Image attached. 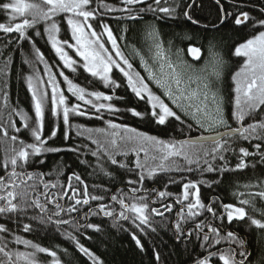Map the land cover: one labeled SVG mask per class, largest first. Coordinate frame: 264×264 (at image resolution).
Masks as SVG:
<instances>
[{"label": "trees", "instance_id": "1", "mask_svg": "<svg viewBox=\"0 0 264 264\" xmlns=\"http://www.w3.org/2000/svg\"><path fill=\"white\" fill-rule=\"evenodd\" d=\"M232 2H223L225 12L228 8L233 9V16L228 17L221 24L220 6L212 0H161L160 7H172L176 11L167 16L160 12L144 11L140 12L141 8H146L147 4L156 5L153 1L139 6L138 12L142 16L141 19H129L128 12L125 11H107L101 5H109L117 9H123L124 4L121 0H93L91 8L97 9L95 19H90L89 23L97 33L103 32V25H107L117 37L121 51L125 58L133 65V69L145 77L147 83L152 90L161 95L165 102L173 107L175 111L182 116L185 121L181 124L179 121L169 119L165 125H159L150 115V105L145 101L140 100L127 87L126 78L118 69H113L110 76L119 85V88L113 90L109 86H105L99 77H93L83 68L82 58L76 54L75 48L65 47V51L77 63L73 65L76 71L64 66L55 50L48 40L47 33L44 32V23L37 25L35 29H28L25 33L27 39H20L18 33L5 34L0 30V113L4 114V121L7 120V114L12 109L23 110L27 113L30 125H34L35 113L31 92L28 90L27 77L35 75L44 81V87L47 85L48 73L51 72L56 76L59 87L62 89L66 103L69 107L75 104H80V110L86 115L80 116L70 114L69 124L65 125L62 118V108L59 115H53L51 112V89L47 88L49 100L46 104L45 124L42 133V139L47 140V147L60 148L59 152H45L38 156H33L26 166L28 172L43 173V181L46 183L56 184L57 187L44 189L43 184H39L34 193V196L45 205V211L40 208L29 207L26 212L13 215L11 219L0 215V224H4L9 231L0 233V237L8 243L9 249L20 251H31L26 249L23 244H15V236H20L23 239L32 241L42 247L48 248L57 253L61 264H92V262L75 247V243L67 238V233L75 235L80 243L89 248L103 264H195L197 259H203L208 255L209 251H215L217 248L228 247L226 242L216 245L211 249L201 248V239L196 238V223L204 221L205 224L212 223L213 226H218L220 220H213L211 213L202 212L198 217H194L187 222L180 220L178 213L183 207L184 213H187L185 205L178 203V198L183 199V184L188 181L200 182L218 181L212 183L211 187L206 183H199L201 199L205 204H208L213 197H219L216 205L218 213L223 212L219 207L220 203H232L240 206L237 196L234 193H258L264 191V162H261L260 156L253 155L246 157L245 160L249 165L243 170H232L221 172H201L195 165H192L193 171L188 172L186 162L182 158H176V164L181 170L175 168L171 171L157 172L154 176L149 177L147 170H144L145 179L140 182V169L135 167V161L139 158L145 160V153L139 152V157L135 152L130 151L132 145L127 149H123L128 154H116L115 158L124 163L127 167H120L119 164L113 165L109 159L108 153L104 152L103 148L98 149L97 144L93 143L94 139L100 140L102 143L108 139L103 135L95 132V129H108V122L134 128L138 132L147 133L150 136H155L164 141H180L188 137H195L203 134L205 131L199 129L198 126L190 118L186 117L178 109H176L169 100L155 87L146 77L139 62L128 51L125 44L141 47L145 37L146 27L151 24L158 30L161 39L168 43L172 41L175 45L187 48L189 45H197L206 49L208 46H213L225 61L223 76L221 81V92L225 99V115L229 118V122L233 127H237V123L231 119V113L234 109L235 98V82L232 76L239 71L243 64L241 57L234 56V48L246 39L251 38L259 31H264V28H252V23L264 19V14L258 11L257 7L264 10V0H231ZM10 2V0H0V3ZM26 2L40 3V0H26ZM131 7V15L136 13L137 5L126 6ZM10 12V10H9ZM187 12L192 20L198 23L193 24L184 13ZM241 12H247L250 21L241 26L234 24L235 16ZM10 17L8 12L0 10V23H9ZM13 23L21 22L17 18ZM56 22L60 28L57 38L61 41L67 40L74 44L71 38V28L67 24V18L61 14L56 18ZM215 26V27H214ZM39 31L41 35H36ZM147 31V30H146ZM105 42V47L110 52L114 53L111 43L107 41L106 33L102 37ZM36 49H39L44 55V60L39 61L35 55ZM118 59V58H117ZM7 65V67H5ZM47 65V68L45 67ZM63 72L64 75H60ZM64 76H67L74 84L85 88L86 92L99 91L105 95H111V101H95V103H111L118 111H109L101 109L97 112L91 104H85L79 101L71 92L68 91V85L64 81ZM7 95V107L5 106L4 95ZM130 109H134L142 113V116H135ZM264 118V106L258 110V114L254 117H246L245 126L253 123L255 120ZM20 131L17 133L13 128L7 127L9 137L17 135L19 139L27 143L33 142V138L27 129L23 128V122L20 117L14 112L11 117ZM188 123L192 124V128H188ZM53 130H56V136L51 137ZM88 130H93L91 133ZM4 128H0V176L6 177V172H10L11 168L5 169L4 148L10 146V141L3 136ZM111 131V129H109ZM120 131L124 135L123 130ZM67 135V139H65ZM7 141V142H6ZM261 143L260 151H264V141H243L236 140L233 147L236 149V154L231 152L226 154L227 166L229 169H235L239 162V148H247L250 152L256 153L255 143ZM205 147H212L210 143H205ZM149 150V156L155 154L151 150L150 145H145ZM123 148V146H122ZM71 149H76L72 151ZM114 153L119 150H113ZM97 152V156L92 153ZM209 159H211L209 157ZM43 161V163H41ZM159 163V160H148V164L154 166ZM217 166L223 164L222 161H214ZM203 166V162L201 161ZM254 165V167H253ZM75 173L81 177L83 184L76 181L74 178L71 183L78 191L73 194L69 189V177ZM134 181L135 183H129ZM172 181H175L174 183ZM29 184L32 181H28ZM87 185L88 196H84V185ZM251 185V187H245ZM136 188L139 191L136 196H145L146 202L149 205L150 227L144 226V230L136 228L132 220H123L119 218V213L122 211L119 200L123 199L126 204L135 202L131 199L132 189ZM67 191L68 195L63 193ZM164 191L170 193L163 198L158 196V192ZM48 192L51 202L41 193ZM91 196L102 197V199L92 200ZM116 196L117 200L112 197ZM89 199L88 204L75 205L77 211L70 212L69 209L75 204V199ZM252 199V197H244ZM59 203L60 208L56 207ZM255 208L245 206L246 211L250 216L264 221V199L255 197ZM106 206L107 210L114 213L113 216H105L100 211V205ZM171 206L169 212L164 206ZM156 208L163 212V216L151 214V209ZM62 209V210H61ZM59 212V215L54 213ZM132 216V213H127ZM51 217L49 221L47 218ZM40 217H44L45 222H40ZM67 220L68 224L57 225L55 221ZM180 220L181 226L184 228V235L177 239L175 224ZM139 223V221H137ZM24 224L31 226V231H24ZM88 224L98 225L99 231L93 228L86 227ZM155 229L153 231L152 229ZM192 232L191 236L188 232ZM208 228L204 227V232ZM224 231H233L246 242V251L249 253L246 264H264V230H259L255 226H249L247 217L245 221H233L228 224L226 217L224 220ZM133 234L140 239L143 245V250L137 246L135 240L132 239ZM235 247V245H233ZM157 254L159 260L156 259ZM40 264H51L52 258L46 254H38ZM211 264H222L218 257H213Z\"/></svg>", "mask_w": 264, "mask_h": 264}, {"label": "snow or ice", "instance_id": "2", "mask_svg": "<svg viewBox=\"0 0 264 264\" xmlns=\"http://www.w3.org/2000/svg\"><path fill=\"white\" fill-rule=\"evenodd\" d=\"M92 2L93 0H40V3H34L26 2V0H10V2L0 3V10L8 12L10 17L9 23H0V30L5 34L18 33L20 39H27L28 37L25 35L26 31L28 29H35L37 25L43 22L44 32L47 33L52 48L60 60L63 61L65 67L71 68L73 72L76 71L73 65L77 62L65 51V47L75 48L76 54L82 58L84 70L89 72L93 77H99L105 86H109L113 90L119 88L120 85L111 78L110 73H112L114 68L118 69L123 77L126 78L127 87L131 89L132 93L150 105V115L157 124L165 125L170 118L184 124L185 121L182 119V116L173 107H170L161 95H157L152 90L149 83L146 82L145 77L133 69L132 63L125 58L121 51L117 43V37L113 35L112 30L107 25H103V32L97 33L93 25L89 23V20L95 19L97 14V9L90 7ZM145 2L146 0H122V3L126 6L145 4ZM166 2L167 0H165ZM153 3L156 7H153L152 4H147L146 8L140 9V12H160L171 16L176 11L172 7H160L161 0H153ZM217 3L219 4L220 0H217ZM101 6L107 11L128 12L129 19L137 18L131 15V7L117 9L106 4ZM221 10L224 11L223 8ZM61 14L67 18V24L71 28V38L74 40V44L69 43L67 40L61 41L57 38L60 28L56 22V18ZM184 15L193 24L198 23L192 20V17L187 12ZM231 15L232 13L225 12L221 19V24ZM17 18H20L21 22L13 23L12 21H15ZM249 21V14L247 12H241L235 16L234 24L241 26L247 24ZM257 25L260 28H264V19L253 22L251 26L255 30ZM105 33L107 41L111 43L114 53L105 47V42L102 40ZM36 35L39 36L41 33L37 31ZM148 36L152 41L150 45V51L153 53L151 66L141 57V62L145 70L149 73L148 79L154 81L159 88L163 89V95L171 101V104L176 109H179L184 116L191 117V120L195 122L199 129L213 131L218 128H224L225 131L217 132L215 136H201L195 139L190 138L180 141H164L155 136H150L147 133L138 132L134 128H127L126 126L109 121L108 129H95L96 133L108 139L103 143L98 139H94L93 143L97 144L98 149L103 148L104 152L108 153L111 164H119L122 168L127 167L124 163L119 162L115 158V155L122 154L126 156L128 152L123 149H127L129 145H132L130 151L135 152L137 157H139V152H144L145 160L141 161L137 158L135 161V167L141 170L140 182L142 183L145 179V169L149 177L154 176L158 171L166 172L174 168L177 171L181 170L176 164V158H182L186 162L188 166L186 170L188 172H192L194 169L191 166L195 165L202 173H223L225 171L243 170L249 166L245 158L257 154L260 156L261 162H264V151H260L262 145L259 142L254 144L257 150L256 153L250 152L244 147L239 148V162L236 164L235 169L228 168L226 157V154L229 152L236 154V149L233 147V144L236 143L237 139L249 142L253 140L264 141V118L255 120L246 126L244 124L246 117H254L258 114L261 106H264V31H259L234 48V56L244 58L239 71L235 72L232 76V80L235 82V98L231 119L239 125L237 127H233L229 122V118L225 115V99L219 88L225 61L222 58H216L211 71H208L207 66L197 68L185 59L182 49L175 48L174 50L171 40L165 46L155 27L148 32ZM187 52L194 60H199L201 53L199 47L190 46ZM35 55L39 61L44 60V55L39 49H36ZM45 67L47 68V65ZM60 75H64L63 72ZM64 81L68 85V91L73 96L85 104H91L97 112H100L101 109H107L113 112L118 111L111 103H95L93 99H86L87 96L94 98L95 101H111L113 99L111 95H105L99 91L86 92L85 88L74 84L67 76H64ZM27 84L28 90L31 92L34 107V125H30V118L23 110L18 111L12 109L8 112L6 121H4V114L0 113V121H4L7 127L13 128L18 133L20 128H17L15 122L11 119L14 112L23 122V128L27 129L33 138V142L27 143L19 139L17 135H11L9 137L7 128L4 127L3 123H0V128H4L3 136L7 138V141H10V146L4 148L3 166L5 169L11 168L10 172H6V177L0 176V215L8 217L9 219L13 215L26 212L29 207L40 208L42 212L45 211V205L34 196V193L41 183L44 189L57 187L56 184L49 185V183L44 182L42 179L43 173H33L26 170V166L33 156H38L45 152L61 151L60 148L47 147V140L42 139L46 104L49 100L47 88L50 87L51 89V112L53 115H59L62 108V118L65 125L69 124L70 114L86 115L85 112L80 110V104H75L71 107L67 105L66 97L59 87L56 76L51 72L48 73L46 86L41 87V85H44V81L34 74L27 77ZM4 100L5 106L7 107L6 94L4 95ZM130 111L138 117L143 115L134 109H130ZM187 126L189 129L192 128L191 123H188ZM121 129L124 135H121L120 131H118ZM88 131L91 133L93 130ZM56 134V130H53L51 137L54 138ZM67 138V135H65V139ZM205 143H210L212 147H205ZM146 144L151 146V150L155 154L149 156V150L145 147ZM71 150L75 151L76 149ZM113 150L119 151L114 153ZM92 155L97 156L98 153L93 152ZM148 160H159V163L152 166L148 164ZM201 161L203 162V166L201 165ZM214 161H222L224 163L217 166L213 163ZM73 178L82 184L83 181L75 173L68 178L69 183L67 187L75 194L78 190L71 183ZM28 181H32V183L29 184ZM172 182L174 183L175 181ZM217 182L212 181L209 183L207 181H200L199 183H206L211 187L212 183ZM129 183L135 182L129 181ZM199 183L188 181L183 184V199L180 200L178 198L177 202L181 204L184 201L187 202L185 205L187 213H184L182 207L178 216L180 220L187 222L194 217H198L202 212L211 213L213 220H220L221 223L218 226H213L212 223L205 224L204 221L196 223V238L200 240L201 233H203L200 247L211 249L216 245H220L222 242H226L228 247L209 251L207 256L203 259H197L195 264H211L213 257H218V260L222 264H246L249 255L245 247L246 242L233 231L225 232L224 220L226 217L227 223L231 224L233 221L243 222L247 217L250 227L255 226L259 230H264V221L250 216L245 207L248 206L253 211H257L254 199L255 197L264 199V191L258 193H234L237 196L240 206L232 203H220L219 207L223 209V212L218 213L216 205L219 197H213L208 204H205L201 199ZM245 187H251V185H245ZM131 191L133 193L131 199L135 202L126 204L123 199H120L118 202L121 205L122 211L119 213V218L123 220L131 219L135 227L143 231L144 226H151L150 213L148 211L149 205L146 202L145 196L135 195L139 191L138 189L133 188ZM41 195H44L51 202L48 192L41 193ZM63 195L67 196V191ZM167 195H170V193L164 191L158 192V196L161 198ZM84 196H88L86 184L84 185ZM244 197H252V199ZM91 199L98 200L102 199V197L91 196ZM112 199L117 200V197L113 196ZM81 203L86 205L89 203V199H75V204L69 211H77L75 205ZM56 207L58 209L60 208L59 203H57ZM99 207L105 216L111 217L114 215L112 211L106 209L105 205L101 204ZM164 207L169 212L171 211V206L165 205ZM127 213H132L133 215L129 216ZM151 214L163 216V212L158 211L156 208L151 209ZM54 215L58 216L59 212L54 213ZM261 215H264V212H261ZM47 219L50 221L51 217L49 216ZM180 220L175 224L177 239H180L185 232ZM40 222H45L44 217H40ZM55 223L57 225L68 224L69 221L57 220ZM86 227L93 228L96 231L100 230L98 225L88 224ZM204 227L208 228L207 232H204ZM23 228L25 232L31 231L29 224H24ZM152 230L155 231L154 228ZM8 231L9 229L4 224H0V233ZM192 234L191 231L188 232L189 236ZM67 238L75 243V247L79 252L87 257L92 264H103L100 258L80 243L75 235L67 233ZM132 239L143 250V245L135 234H133ZM14 243L18 245L23 244L26 249H31V251L9 249L8 243L4 241L3 237H0V264H40L38 254L50 256L52 258L51 264H61L55 251H51L20 236H15ZM156 259L159 260L158 254Z\"/></svg>", "mask_w": 264, "mask_h": 264}, {"label": "rangeland", "instance_id": "3", "mask_svg": "<svg viewBox=\"0 0 264 264\" xmlns=\"http://www.w3.org/2000/svg\"><path fill=\"white\" fill-rule=\"evenodd\" d=\"M153 28V25L149 24L147 27H146V30H145V37H144V40H143V45L141 47L139 46H134V45H129V44H125L126 45V48L128 49V51L132 54V56L134 58H136L139 62V65L140 67L143 69L147 79H148V71L145 70V67L143 66L142 62H141V57H143V59L145 61H147L149 63V66H151V57L153 55L152 51H150V45L152 43L151 39L149 38L148 36V32L151 31V29ZM160 36V35H159ZM161 39V37H160ZM162 40V39H161ZM163 41V40H162ZM164 42V41H163ZM165 43V46H167V43ZM174 46V50L175 48H180L183 50V55L185 57V59L189 62V63H192L194 64L195 67L197 68H201V67H205L207 66L208 68V71H211L212 70V67H213V64L215 63V59L216 58H222L220 56V54L217 52V50L213 47V46H209L208 49H207V57L206 59H204L203 61L201 62H198L194 59H192L189 55H188V52H187V48L190 47L187 46V48H184V47H181L180 45H175L173 44ZM149 80V79H148ZM155 87H157L161 93L163 94V89L159 88L156 83L154 81H151L149 80ZM219 88H220V92H221V84L219 85ZM222 94V92H221ZM167 98V97H166ZM168 99V98H167ZM169 102L171 103V101L169 100ZM174 106V105H173ZM175 107V106H174ZM179 110V109H178ZM182 113V112H181ZM191 119V117H188ZM194 122V121H193ZM220 130H224V128H218L216 130H213V131H205V133H210V132H217V131H220Z\"/></svg>", "mask_w": 264, "mask_h": 264}, {"label": "flooded vegetation", "instance_id": "4", "mask_svg": "<svg viewBox=\"0 0 264 264\" xmlns=\"http://www.w3.org/2000/svg\"><path fill=\"white\" fill-rule=\"evenodd\" d=\"M122 1V0H121ZM150 1H153V0H146V2L145 3H148V2H150ZM212 1H214V2H216L217 3V0H212ZM222 1L224 2H232L231 0H220V3L218 4L219 6H220V11H221V15L222 16H224V14H225V9H224V5H222ZM143 4H137V7H135L137 10V12L136 13H134L132 16H136L137 18L136 19H133V20H138V19H141V17L142 16H148V13L149 14H152L151 12H145V15H140V13L138 12V10H139V6H142ZM126 7V5L124 6V8ZM223 8V10L224 11H222L221 9ZM257 9H258V11L261 13H263L264 14V10H261L259 7H257ZM227 12L228 13H232V15L231 16H233V9L232 8H228V10H227ZM143 13V12H142ZM238 15V14H237ZM128 16H129V13H128ZM231 16H229V17H231ZM190 46H195V47H199L200 49H201V53H200V58H199V60H196V61H198V62H201V61H203L204 59H206V57H207V49H208V47L206 48V49H204V48H202L201 46H197V45H190ZM189 48V47H188ZM187 48V49H188ZM188 55H189V53H188ZM239 126V125H238Z\"/></svg>", "mask_w": 264, "mask_h": 264}, {"label": "water", "instance_id": "5", "mask_svg": "<svg viewBox=\"0 0 264 264\" xmlns=\"http://www.w3.org/2000/svg\"><path fill=\"white\" fill-rule=\"evenodd\" d=\"M192 47H194V46H192ZM189 56L193 59V57L190 54H189ZM223 131H225V130H220V131H217V132H223ZM217 132L203 133V134H201L199 136L185 138L184 140H187V139H190V138L195 139V138H199L201 136H215Z\"/></svg>", "mask_w": 264, "mask_h": 264}, {"label": "bare ground", "instance_id": "6", "mask_svg": "<svg viewBox=\"0 0 264 264\" xmlns=\"http://www.w3.org/2000/svg\"><path fill=\"white\" fill-rule=\"evenodd\" d=\"M195 47V46H194Z\"/></svg>", "mask_w": 264, "mask_h": 264}]
</instances>
